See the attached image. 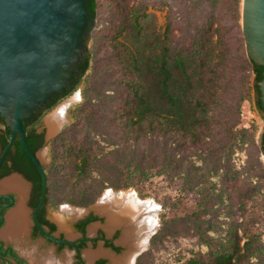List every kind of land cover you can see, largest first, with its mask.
<instances>
[{
    "label": "rangeland",
    "instance_id": "obj_1",
    "mask_svg": "<svg viewBox=\"0 0 264 264\" xmlns=\"http://www.w3.org/2000/svg\"><path fill=\"white\" fill-rule=\"evenodd\" d=\"M129 2L132 5H147L146 12L151 16L157 30L164 31L170 17L174 41L177 40L179 45L189 44L194 35V26L204 23L208 18L224 28L233 53L226 66V87L221 94L218 108L210 116L215 129L208 139V144L193 149L186 148L184 144L177 145L174 138L167 134H160V138L148 137L138 140L125 133V129L117 124L114 115L117 108V79L114 72L106 69L103 76L100 70L91 73L92 79L97 83L100 97L96 101L93 100V104L98 103V107H92L94 113L85 117L87 120L86 125L83 124L84 127L74 128V120L70 115L68 116L70 110L82 106L81 87L40 119L36 129L43 134L44 140L47 139L46 143L37 150L41 155L42 163L45 168L50 166V141L64 129L70 131L68 136L71 138L79 139V136L86 135L89 141L98 143L101 160L94 164L91 172L99 191L96 201L106 194V190H114L109 186L120 182L121 172L128 163L163 166L166 169L169 177H154L150 185L143 190L139 191L135 186L114 190L133 192L139 200L149 201L155 208L152 215L153 230L142 248L135 252L137 256L136 258L134 256L133 264H187L188 261L209 264L213 252L224 242L225 230L230 227L235 228L237 225L240 236L247 233L256 239L257 243L250 263L246 264H264V161L257 142L262 117L254 103L251 73L245 71L239 58L243 51L248 58L241 26V3L240 15L237 19L236 13H232L229 6L226 7L228 0H129ZM113 12V8L108 4H101L95 17L92 34L96 30H103L105 33L106 28L109 29ZM92 34L87 53L94 44ZM100 54L101 51L99 57ZM88 73L90 74V69L82 77ZM60 106L64 109V120L60 128L47 138L44 119ZM227 128L232 130L245 128L249 132L236 140H231ZM199 173L203 174L202 182H193L182 187L180 177ZM84 186L89 187V184L84 183ZM206 189L211 194L203 208L211 213L198 225L192 213L198 209L196 205L198 195ZM69 192V189H65L61 191L63 195L60 193V196L64 197ZM56 196L54 192L51 193L47 204V217L56 224V234L62 233L72 240L78 238L80 234L73 230V223L83 215L93 212L97 219L87 225L85 229L87 236L92 237L102 231L108 238H113L118 247L117 256L124 254L127 249L117 243L121 229H116L111 234L104 229L105 218L93 210L96 201L85 207L68 202H60L54 207V199L58 200L60 197L54 198ZM206 198L207 195L205 201ZM65 206L74 209L72 212L74 215L77 214L76 211H85L82 215L71 218V213H67ZM58 218L66 222L72 233L71 236L60 230ZM91 226H95L96 229L95 233L90 235ZM0 238L12 244L31 264H43L44 257L53 250V246L44 241L32 240L27 236L24 246L22 245L24 251L15 243L3 239L1 235ZM244 240L246 237L242 242ZM101 244L102 242L98 241L97 246L92 248L88 243V247L81 250L83 262L89 263L84 257V251L102 248ZM65 251L72 254L71 250L64 248L55 254L56 257H62ZM100 257L106 261L105 264H109L105 257L96 258ZM8 261L12 262L9 259H0V264H8ZM72 264H74L73 255Z\"/></svg>",
    "mask_w": 264,
    "mask_h": 264
},
{
    "label": "trees",
    "instance_id": "obj_2",
    "mask_svg": "<svg viewBox=\"0 0 264 264\" xmlns=\"http://www.w3.org/2000/svg\"><path fill=\"white\" fill-rule=\"evenodd\" d=\"M102 3L113 8V16L105 33L103 30L93 32L94 44L82 59L81 74L70 88L55 95L30 120L23 123L30 150L35 153L44 144L43 134L36 129L43 115L78 87L82 88V106L72 110L73 113L70 110L68 116L74 120V128L86 125L85 117L94 113L93 106L98 107V103L94 105L93 100L100 97L91 73L100 70L103 76L106 69L114 72L117 79L118 96L114 115L117 124L125 129V133L138 140L160 138V134H167L174 138L177 145L184 144L186 148L207 145L215 129L210 116L218 108L221 94L226 87V66L233 53L224 28L208 18L204 23L194 26V35L189 44L179 45L177 40L174 41L170 17L165 30L160 31L146 12L145 4L132 5L129 0H86L94 18ZM240 3L241 0H228L226 4L232 13H236L237 19L240 15ZM239 58L245 71L254 74L252 89L257 96L256 108L259 112H264L259 87V82L264 78V66L251 61L244 51ZM89 69L90 74L82 77ZM0 125V145L4 149L11 133L1 115ZM227 131L231 140L249 132L245 128H227ZM69 132L64 129L50 141L51 163L45 168L48 175V195L44 204H48L51 193L60 196L61 191L69 189V194L64 197H54L58 199H54V207L60 202L85 207L94 203L99 195L91 172L94 164L101 160V149L99 151L98 143L89 141L86 135L75 139L68 136ZM261 150L264 153V132L261 135ZM6 158L13 160L15 170L33 183L32 206H35L40 198L41 176L24 152L19 139H16ZM9 172L3 170L0 176ZM157 176L169 177V173L163 166L128 163L121 172L120 182L109 187L120 190L135 186L140 191L147 188ZM202 179V173L179 178L182 187L185 184L202 182ZM84 183H88L89 187L84 186ZM210 194L206 189L198 195V209L192 213L198 225L203 218L210 216L211 211L203 208L208 203ZM96 219V216H90L83 222ZM52 227L54 228L53 225ZM78 227L83 229L81 223H78ZM225 232L224 242L213 252L209 264L250 263L257 248L256 239L247 233L244 237L240 236L238 225L227 228ZM245 237L246 240L242 242ZM0 259L6 258L0 255ZM196 263L188 261L187 264ZM8 264L13 263L8 261ZM77 264H80L79 258Z\"/></svg>",
    "mask_w": 264,
    "mask_h": 264
},
{
    "label": "water",
    "instance_id": "obj_3",
    "mask_svg": "<svg viewBox=\"0 0 264 264\" xmlns=\"http://www.w3.org/2000/svg\"><path fill=\"white\" fill-rule=\"evenodd\" d=\"M94 25L95 18L86 0H0V114L11 133L8 144L0 148V166L19 139L41 176L39 201L34 208H27L42 235L54 241L56 239L46 234L36 219L48 195V175L40 155L28 147L23 123L30 120L52 94L67 87L87 54ZM241 26L248 58L264 66V0H241ZM251 76L254 85V74ZM259 87L264 107V78ZM260 115L262 122L257 142L261 150L264 113ZM261 155L264 161L262 150ZM10 175L21 177L30 186L17 172L0 177V180ZM8 192L14 191H0V198L12 200L6 205L10 210L17 201L14 202V198L6 194ZM5 216L0 213V226ZM58 242L73 245L69 239Z\"/></svg>",
    "mask_w": 264,
    "mask_h": 264
},
{
    "label": "bare ground",
    "instance_id": "obj_4",
    "mask_svg": "<svg viewBox=\"0 0 264 264\" xmlns=\"http://www.w3.org/2000/svg\"><path fill=\"white\" fill-rule=\"evenodd\" d=\"M61 107L44 119L47 136L56 132L64 120V109ZM10 190L17 193V204L6 214L5 225L0 235L3 239L15 243L21 250L30 225L29 210L26 206L29 184L17 175H10L0 181V191ZM150 203L149 201L139 200L133 192L106 190V194L98 200L93 210L105 218L103 227L109 234L116 229H121V236L117 243L124 246L127 250L124 254L117 256L103 248H98L84 251V257L89 262H92L96 257L102 256L108 259L109 264H133L135 252L142 248L153 230L154 220L152 215L155 208ZM64 209H66L67 213H71V218H76L85 211H76L77 214L74 215L72 213L74 209L66 206ZM57 220L60 230L71 236L72 233L69 231L66 222L62 218ZM95 229V226H91L89 234H94ZM43 262V264H72V254L65 251L62 257L57 258L53 250H50L44 257Z\"/></svg>",
    "mask_w": 264,
    "mask_h": 264
},
{
    "label": "flooded vegetation",
    "instance_id": "obj_5",
    "mask_svg": "<svg viewBox=\"0 0 264 264\" xmlns=\"http://www.w3.org/2000/svg\"><path fill=\"white\" fill-rule=\"evenodd\" d=\"M81 70H82V60L79 64L78 69L74 72L73 77L68 82L67 87L62 91H59L57 93L52 94L50 96V98L47 100V102L49 100H51L55 95L61 94L62 92L66 91L68 88H70L73 85V83L77 80L78 76L81 74ZM256 101H257V96L255 95V100H254L255 104H256ZM45 104H43V106ZM43 106L39 110H41L43 108ZM37 112H35V113H37ZM260 113H264V112H260ZM1 127L2 126L0 125V129H1ZM0 148H1V145H0ZM6 156L1 163L0 172L3 170H9L10 171L9 174L12 172L20 173L30 183L28 194H27V199H26V206L29 208H34L37 204L35 206H32L33 183L30 180H28L21 172L16 171L13 160L6 158ZM6 175H8V174H6ZM6 194L11 195L15 200L14 202L17 201L18 195L16 192H8ZM11 202H12V200L10 198H0V213L2 215H6L8 213L9 208L6 207V205L10 204ZM28 215H29L30 225H29L27 237L32 239V240L40 239L42 242L44 241V243H47V244L53 246L54 254L59 253L64 248H67L69 251L71 250L72 255H73L74 264H77L78 258L80 260V264H89V263L90 264H105L106 263V261L101 257L96 258L92 262H89V263L83 262L82 257H81V250L83 248L88 247V243L91 244L90 246L92 248H95L97 246L98 241H101L103 249H106L107 251L109 250L111 252H115V255L118 254V247L114 243L113 238L112 237L108 238L102 231H100V233L97 232L95 234V236H92V237L87 236V234L85 232L87 225L95 222L96 220L88 221L86 223H84L83 221H85L86 219H89L90 216H96L93 212H89V213L83 215L81 218H78L73 223V225H72L73 230L80 234V236L76 239H73V240L69 239L73 242V245L58 242L60 240H67L68 238H66L65 235L62 233L56 234V224L47 217V204H43L40 207V209L37 211L36 219H37V222L39 223L40 227L44 230V232L46 234H48L49 236H51L52 238L56 239V241L50 240L47 237H45L44 235H42V233L39 231L36 223H34L32 221V212L29 213ZM45 221H47V223ZM78 223H81L83 225V229H80L78 227ZM4 225H5V221L1 224L0 230ZM52 225L54 226V228L52 227ZM0 240H1V238H0ZM1 241L2 242H0V255L2 257L11 260L14 264H31L28 259H26L25 257H22L17 252L16 248L12 244L6 243L3 240H1Z\"/></svg>",
    "mask_w": 264,
    "mask_h": 264
}]
</instances>
